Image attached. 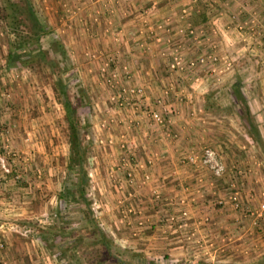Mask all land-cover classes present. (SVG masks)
<instances>
[{
    "label": "crops",
    "instance_id": "1",
    "mask_svg": "<svg viewBox=\"0 0 264 264\" xmlns=\"http://www.w3.org/2000/svg\"><path fill=\"white\" fill-rule=\"evenodd\" d=\"M42 1L49 4L50 0ZM56 2L62 7L68 4L76 9V12L68 17L69 20L63 17L60 30L66 38L70 37L72 51L87 50V53L108 51L118 66H124V63L128 62L130 68H134L130 72L134 78L130 80L134 81L135 85L141 84L139 86H143L147 94V106L142 104L141 108L144 110L150 108L149 102L153 101L162 88L172 89L165 100L167 102L165 114L168 119L162 129L155 128L148 120L142 118L144 123L141 129L132 132L130 126L126 127L127 122L138 119L142 111L136 109L132 112L130 111L132 106L127 104L128 107L121 112L123 124L114 130L118 131V135L114 137L124 136L135 147L138 145L143 156L134 159L136 165L133 182L126 179L119 161L118 166L122 172L117 167L106 169L108 165L102 172L94 169V189L98 194H103L100 200L104 201L102 208L104 229L110 233L113 244L119 247L120 254L126 252L124 248H131L138 256L146 259L158 260L167 257L174 259V262L195 264L197 259L191 252L184 250L173 237H162L159 234L164 225L166 228L169 225L168 221L163 220L165 224H159L161 218L165 216L163 213L160 214L161 211L177 215L180 211L188 210L189 216L195 219L199 214L195 215L193 212L201 209L200 215H210L218 227H223L231 233L235 226L229 215L218 213L214 206V200L223 196L227 190L223 186L224 180L216 183L215 188H205L204 197L197 199L198 204L195 208L191 207L194 205L193 202L179 203L182 198L188 200L195 197L192 190L195 178H191L193 174L198 177L202 173L208 180L205 170L195 165H183L182 158L199 152L200 145L213 143L219 148L223 161L237 164L242 170H252L250 171L252 174L244 183L243 191L249 206L252 207L259 201V197H255L256 190L264 188V176L253 172L259 168L256 166L263 165V158L257 148L243 145L240 149L244 151L238 155L234 148L235 138L232 136L233 132H236L234 124L227 126L208 118L204 109L196 105L203 99L202 95L210 81L208 78H222L220 81L223 78H237L238 68L253 57L252 54L258 57L252 58V61L260 64L264 77V46L259 41L264 35V0L254 2L56 0ZM250 20L255 22L253 34H250L249 29L239 30V24ZM112 34L116 35L115 41L112 40ZM83 38H87L88 46L82 43ZM175 58L180 59L184 69L182 72L177 68H170ZM201 58L203 62L200 61ZM77 61H80L79 57ZM81 66L84 67L80 64ZM182 85L187 86L186 91L182 89ZM128 95L126 94V97L130 98ZM38 144L42 146L41 142L37 141L35 145ZM149 157L154 158L153 164L140 169L138 165ZM36 159L39 161V158ZM113 162L116 164V160ZM113 162L107 159L106 164L111 163V166ZM116 169L118 171H115ZM37 172L40 182L34 184V187L30 184L27 187L25 182L14 184L9 175L4 177L0 172V241L4 242V248H0V264L58 263L59 258H55L57 255L50 258L48 247L46 248V245L43 247L34 239L38 237L41 242L45 240V235L50 232L47 230L53 223L49 221L48 213L50 209L58 208L60 203L64 202L60 182L62 175L58 177L59 182L56 183L55 190H52V182H55L52 174L45 171ZM145 173L149 174L150 179L142 183ZM88 176L91 177L92 174L89 173ZM25 177L37 179L35 173L31 171L24 175V179ZM101 179L103 184L100 187ZM257 182L260 184L256 185ZM252 185L257 187L253 188ZM154 191L162 197L160 204L152 202ZM117 196L118 200L113 202L112 197ZM88 221L89 230L91 221L90 219ZM244 222L247 225V220ZM11 225L20 231L29 229V235L25 237L20 232L5 231L7 226ZM62 233L65 234L63 231ZM89 235L90 233L88 242L95 246L96 236ZM63 239L64 237L61 243H64ZM239 258L242 260L246 257L241 255Z\"/></svg>",
    "mask_w": 264,
    "mask_h": 264
},
{
    "label": "rangeland",
    "instance_id": "2",
    "mask_svg": "<svg viewBox=\"0 0 264 264\" xmlns=\"http://www.w3.org/2000/svg\"><path fill=\"white\" fill-rule=\"evenodd\" d=\"M75 12L76 9L72 6L67 4L62 7L56 0H50L49 4L41 2V0H0V128L4 132V136H0V139L3 137V141L7 142L5 149L2 147L3 141L0 140V158L4 160V164L10 170L9 176L14 184L25 182L27 187L28 184L34 187V184L40 182L37 171L41 173L45 171L52 174L55 182H52L51 186L52 190H55L56 183L59 182L58 177L62 175L61 190L63 193L66 191L68 196L64 198V202L60 203L58 208L50 209L48 218L50 222H53L47 230L50 232L45 235L44 242H41L40 239L37 241L43 247L45 245L46 248L48 247L50 258L57 255L55 258H59L58 262L60 261L61 264H179V261L174 262V259L167 257L158 260L146 259L138 256V253L133 252L131 248H124L126 252L120 251L122 252L120 254L119 247L113 244V238L108 230L104 229L105 226L102 224L104 201L100 200L103 194H98L94 189V169L102 172L108 165L106 169L117 167L122 172L118 164L121 165L120 158L124 152L118 145L120 137H114V135H118V131L114 132V130L118 129V125L123 124V114L121 113L123 109L130 105L132 106L130 111L134 112L136 109L142 111L138 119L127 122L126 127L130 126L132 132L141 129L144 123L142 118L148 120L149 123L151 121L146 110L140 107L142 104L147 106L146 100L137 102L133 96L128 95L130 98H128V105L125 107L118 106L116 102L117 95L122 88L130 89L133 86L141 85H135L134 81L130 80V78H134L130 74L134 68H130L128 62H125L124 66H118L108 51L100 53H87V50L72 51L70 37L66 38L60 30L63 17H67L69 20L68 17ZM34 14L45 29V35L40 36L37 40L33 37L35 32L32 28ZM112 37V40L115 41L116 35L112 34ZM67 39H69L68 43H66ZM82 41L85 46H88L87 38H83ZM40 52H44V54H39ZM252 56L238 68L237 78H223L221 81L222 78H208L210 81L202 95L203 99L196 105L204 109L206 117L227 126L234 124L236 132L234 131L232 136L235 138L234 148L238 155L244 151L240 149L243 145L257 148L263 158V165L256 166L259 168L254 169L256 172H253L264 176V77L261 74L260 64L257 61H252V58L258 57L253 54ZM77 57L80 58V61H77ZM80 64L84 67H80ZM177 69L180 72L184 70L182 66ZM113 74H116L115 77ZM59 80L64 86L63 89H61ZM235 83L240 86V92L249 108L253 121L250 126V120L242 110L243 103L238 101L231 90V86ZM183 87L184 85H182L183 90L187 88V86ZM171 90L169 87L162 88L153 101L149 102L150 107L154 108L153 103L156 97L163 96L165 91L170 94ZM64 97H67L72 107L75 108L79 120L80 145L83 149L80 169L77 166L71 169L68 165L69 130L64 120ZM166 104L167 102L164 100L165 108ZM22 111L24 112L22 113ZM167 119L168 117L164 114L166 122ZM156 128L158 129V127ZM162 128L163 126H160L159 129ZM228 134L231 136L230 132ZM109 138L113 139L112 145L107 142ZM37 141L41 142L42 146L35 145ZM128 144L134 168L136 165L134 159L143 155L139 151L141 149L138 145L135 147L130 141ZM204 147L211 148L217 151L220 156L222 155L217 145L213 143L200 145V150ZM195 148L193 147V149ZM36 158H39V161ZM107 159L112 162L116 160V164L114 162L111 166V163L106 164ZM223 162L228 176L236 173L232 180L238 183L240 192L244 194V183L252 174L250 172L252 170H242L237 164ZM30 171L35 173L36 180L26 179V177L24 179V175ZM89 173L92 174L91 177L88 176ZM16 176L17 182L14 180ZM108 182L112 183L110 180ZM102 184L103 180L101 179L100 187ZM215 184L211 188H215ZM258 184L260 183L257 182L256 185ZM256 185H252V187H257ZM223 186L225 189L230 186V181L225 176ZM221 187L222 185H220ZM263 189L256 190L255 197L258 198ZM161 199V195L154 191L153 204H160ZM117 200L118 196L112 197L113 202ZM216 209L219 213L220 210ZM161 213L165 216L161 218L159 224L163 223L162 220L169 222L170 212L161 211ZM178 214L180 215L181 211ZM225 214L227 215V213ZM209 218L214 223V219L210 215ZM241 218L246 219L242 216ZM89 219L91 225L88 230ZM57 223L59 226L56 227ZM166 227L164 225L162 234L160 232L159 234L162 237H173L184 250L188 251L185 248L184 239L175 238L178 235L177 230L170 228L169 225L168 228ZM246 228H236V231H232L237 245L244 246L243 250L234 246L226 247L221 262L213 263L197 257L195 264H264V235H258L253 230V235H248ZM60 230L65 234L63 235L62 231L60 234ZM89 233L97 238L95 246L87 240ZM59 235L61 236L59 237ZM62 236L64 243L60 242ZM249 248L252 250L261 248L263 254L254 256L251 251L249 259H238L241 255L245 257L244 253ZM90 253L92 254L90 255Z\"/></svg>",
    "mask_w": 264,
    "mask_h": 264
},
{
    "label": "built area",
    "instance_id": "3",
    "mask_svg": "<svg viewBox=\"0 0 264 264\" xmlns=\"http://www.w3.org/2000/svg\"><path fill=\"white\" fill-rule=\"evenodd\" d=\"M256 1V0H251ZM255 24L254 20H250L248 22H244L243 24H239V30L249 29L250 34H253L255 29L253 25ZM259 41L264 46V35L260 37ZM210 57V56H209ZM201 62H203V58L200 59ZM228 62L226 61L225 64ZM181 66V61L179 58H175L173 63L171 64V68H177ZM116 74H113V77H115ZM115 79V78H113ZM129 91V95L133 96L134 99L137 102H143L147 99V94L145 91V88L143 86H133L130 89L122 88L121 92L117 95L116 102L118 103V106L125 107L129 101V99L126 97L127 92ZM169 95L168 91L163 92V96H158L154 100V108H148L146 110L148 117L151 121V125L156 127L165 126L166 120H164V114L166 113V108L164 107L163 103L164 100H166L167 96ZM113 100L115 98H112ZM163 105V106H162ZM7 131V130H6ZM0 136H4V132L0 128ZM3 141V137L0 139ZM109 144L112 145L113 139L109 138L107 140ZM118 145L120 149L122 150L123 155L120 158L121 166L123 167V171H125L126 178L129 182L133 181L134 177V168L131 162V156L129 149L128 141L124 138V136L120 137V140H118ZM7 142L4 140L2 143V147L6 149ZM8 152V151H7ZM154 158L149 157L147 160L144 161V163L138 165L140 169L145 168L146 166H151L153 164ZM181 163L183 165H195L198 167H201L205 172L208 174V180L205 179L203 174L201 173L200 176H191V178H194V185H193V192L195 194V197H192L191 199H185L182 198L179 200V203L181 204H189L190 202H193L192 208H195L197 206V199H202L203 193L205 191V188H210L218 181L224 180V176L226 179L230 181V186L226 190V195L217 197L214 201V206L220 210V213H227V215L231 216V219L234 224V231H236V228L238 229H244L246 228V233L248 235H253V231L258 235H264V189L259 193V201L254 206L248 205V199L245 197L244 194H242L239 190L238 183L236 181L232 180L234 179V176H236V173H232L231 176H228L226 166L222 160V157L219 155V153L211 148L204 147L199 152L192 153L191 155H186L182 158ZM0 167H1V173L4 177L7 175H10V170L6 167L4 164V160L0 158ZM239 174V173H238ZM17 176L14 178V180L17 182ZM149 174L145 173L143 175L142 183L149 181ZM189 189L188 187L186 188ZM189 207V206H188ZM201 209H196L193 213L199 214L198 217L195 219L193 217H190V213L187 210L181 211V214H175L170 213L169 218V226L170 228H174L176 233L178 235L175 237L177 239L183 238L186 242L185 248L192 252L193 256L195 258H204L206 260H209L211 262H221L220 260L223 259L224 254L226 251V247H237L238 249H242L241 245H237L236 240L234 239V236L232 235V232L230 233L228 230L224 229L223 227H218L217 224L212 223L209 215L202 214L200 212ZM233 215V217H232ZM242 217L246 218L247 225L244 222ZM212 227V228H211ZM9 232H20L21 235L27 237L29 235L30 230L29 229H23V231L19 230L16 226L11 225L7 226L6 228ZM174 230V231H175ZM253 230V231H252ZM36 241L39 240L38 237H35ZM182 240V239H181ZM238 240V239H237ZM0 248H4V242L0 241ZM248 250V251H247ZM243 251L246 258H249V253L252 251V255L256 256L260 253L263 254V250L259 248H254L252 250L251 248ZM258 252H257V251ZM239 251V250H237ZM54 264H61L60 262L54 263Z\"/></svg>",
    "mask_w": 264,
    "mask_h": 264
},
{
    "label": "trees",
    "instance_id": "4",
    "mask_svg": "<svg viewBox=\"0 0 264 264\" xmlns=\"http://www.w3.org/2000/svg\"><path fill=\"white\" fill-rule=\"evenodd\" d=\"M32 20H33L32 28L35 30V32L33 33V37L37 40L40 36L45 35V29L43 28V25L41 24L40 20L36 17L35 14ZM39 54H44V52L43 53L40 52ZM59 84H61V89H63L64 86L61 80H59ZM231 90L234 96L238 99V101L243 103L242 110L244 111V114L247 116V119L250 120L249 122V126H250L251 124H253V121L251 120L250 117L249 108L246 105L245 100L240 92V86H238V84L235 83L231 86ZM63 104L65 106L64 120L69 130L68 135H69L70 154L68 158V165L69 168L71 169L75 168V166H77V168L80 169L79 167L80 164L82 163L81 161H82L83 149H82V145H80L81 143L79 136V130H80L79 120L77 118L75 108L72 107L67 97H64ZM63 196L64 198L68 196L66 191H64Z\"/></svg>",
    "mask_w": 264,
    "mask_h": 264
}]
</instances>
